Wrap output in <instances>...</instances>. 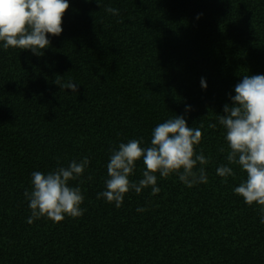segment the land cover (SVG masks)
<instances>
[{
  "label": "trees",
  "instance_id": "trees-1",
  "mask_svg": "<svg viewBox=\"0 0 264 264\" xmlns=\"http://www.w3.org/2000/svg\"><path fill=\"white\" fill-rule=\"evenodd\" d=\"M68 2L63 32L48 37L43 56L0 42V264H264L259 210L234 193L246 174L238 165L227 183L216 174L228 152L217 115L243 75H264V0ZM173 116L202 125L208 183L157 176L156 196L131 191L119 209L98 200L111 149L140 138L150 146ZM84 157V182H70L84 215L29 225L31 174ZM144 170L138 161L130 180Z\"/></svg>",
  "mask_w": 264,
  "mask_h": 264
},
{
  "label": "clouds",
  "instance_id": "clouds-1",
  "mask_svg": "<svg viewBox=\"0 0 264 264\" xmlns=\"http://www.w3.org/2000/svg\"><path fill=\"white\" fill-rule=\"evenodd\" d=\"M69 8L68 0H0V42L3 48L43 56L44 50L51 45L48 37L62 34L63 18ZM104 11L112 16L120 15L119 10L112 7ZM55 83L61 89L78 91L77 84L71 81L60 83L56 80ZM201 86L207 88L204 78ZM234 91L235 95L230 96L232 103L224 105L223 115H217L219 124L225 129L228 152L227 165L217 167L216 174L227 183L228 177L236 175L231 165L240 167L246 179L234 188V193L242 197L246 205L257 206L260 222L264 224V75H243ZM190 111L191 108L187 107L186 112ZM201 127H189L184 116H173L153 129L150 146H143V138H140L120 143L118 150L111 149L106 190L98 193L97 199L103 198L119 209L131 191L140 194L150 187L151 195L156 196L161 191L157 176L167 179L175 175L188 188L207 184L205 166L210 158L205 157L203 148L197 151L202 143ZM209 127L215 129L216 124H209ZM219 151L223 153L225 148L221 146ZM141 160L146 170L142 172V179L133 182L130 177ZM89 164L90 160L84 157L47 174L34 171L31 190L26 189L23 193L31 210L27 223L31 225L41 218L61 223L65 217H82L86 211L81 207L84 195L79 185L72 186L70 182L82 184L81 178ZM87 179L92 180V176ZM136 210L140 213L147 211L144 207Z\"/></svg>",
  "mask_w": 264,
  "mask_h": 264
}]
</instances>
